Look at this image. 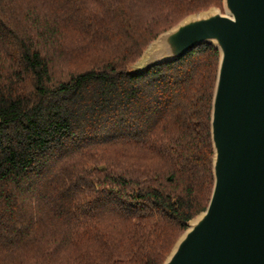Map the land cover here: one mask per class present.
I'll use <instances>...</instances> for the list:
<instances>
[{"label":"trees","instance_id":"trees-1","mask_svg":"<svg viewBox=\"0 0 264 264\" xmlns=\"http://www.w3.org/2000/svg\"><path fill=\"white\" fill-rule=\"evenodd\" d=\"M223 0H0V264H163L212 194L220 54L134 74Z\"/></svg>","mask_w":264,"mask_h":264},{"label":"water","instance_id":"water-1","mask_svg":"<svg viewBox=\"0 0 264 264\" xmlns=\"http://www.w3.org/2000/svg\"><path fill=\"white\" fill-rule=\"evenodd\" d=\"M160 34L134 74L202 45L219 54L211 110L214 185L163 264H264V0H223Z\"/></svg>","mask_w":264,"mask_h":264},{"label":"rangeland","instance_id":"rangeland-1","mask_svg":"<svg viewBox=\"0 0 264 264\" xmlns=\"http://www.w3.org/2000/svg\"><path fill=\"white\" fill-rule=\"evenodd\" d=\"M211 8H212V7H211ZM216 8H219V9H221V10L223 9V7H222V8H220V7H216ZM208 10H209V9H208ZM206 11H207V10H206Z\"/></svg>","mask_w":264,"mask_h":264}]
</instances>
